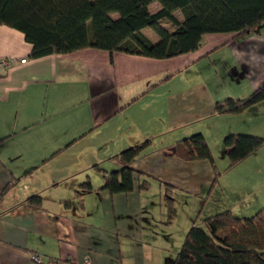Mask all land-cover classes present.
Masks as SVG:
<instances>
[{"label":"crops","instance_id":"obj_1","mask_svg":"<svg viewBox=\"0 0 264 264\" xmlns=\"http://www.w3.org/2000/svg\"><path fill=\"white\" fill-rule=\"evenodd\" d=\"M30 52L21 32L0 26V59L26 60L0 75V195L18 180L0 197V264H35L34 254L41 264H172L174 257L158 250L172 240L164 226V186L173 188L172 216L181 219L223 193V178L212 187L208 161H183L175 147L201 134L219 169L217 156L226 163V136L263 138L264 103L247 109L235 126L213 109L264 85V27L242 37L205 35L196 51L164 60L96 49L31 59ZM179 77L190 79L171 84ZM91 140L86 149L101 150L103 158H67ZM144 141L147 148L131 165V192L110 194L98 178L92 192L75 197L83 178H72L86 166L106 159L107 167L114 165L115 155ZM217 143L219 155L212 149ZM141 180L147 191L139 190ZM34 195L40 207L24 203Z\"/></svg>","mask_w":264,"mask_h":264},{"label":"trees","instance_id":"obj_2","mask_svg":"<svg viewBox=\"0 0 264 264\" xmlns=\"http://www.w3.org/2000/svg\"><path fill=\"white\" fill-rule=\"evenodd\" d=\"M152 3L160 5L149 12ZM181 12L179 22L174 13ZM173 26L168 32L161 21ZM0 26L15 29L31 45L29 58L70 54L84 49L122 52L164 60L196 51L202 37L234 34L242 37L259 33L264 27V0H0ZM150 29L158 38L150 42L141 32ZM264 103V85L243 99H225L214 104L215 115L239 114ZM149 141L131 146L112 158L118 169L103 177L101 190L110 194L133 190L131 165ZM264 139L249 135H229L223 139L228 169L257 152ZM176 155L183 161H208L217 172L209 148L201 134L177 143ZM7 185L0 195L15 187ZM148 189L141 180L139 190ZM92 192L89 181L78 185L75 197ZM173 188L164 186L163 198L168 219L172 212ZM24 203L40 207L34 195ZM172 264H264V208L251 217H238L229 210L206 217L201 227L192 226Z\"/></svg>","mask_w":264,"mask_h":264},{"label":"rangeland","instance_id":"obj_3","mask_svg":"<svg viewBox=\"0 0 264 264\" xmlns=\"http://www.w3.org/2000/svg\"><path fill=\"white\" fill-rule=\"evenodd\" d=\"M159 6L160 5L156 3L151 4L149 7V12L150 13L155 12L156 10H158ZM174 16L179 22L183 20L182 14L179 11H176L174 13ZM160 25L161 27L166 29L168 32H171L173 30V26L165 20L161 21ZM141 33L147 39H152L156 41L158 40L157 36L150 29H143ZM207 65L208 64H205L204 66L205 68H203L204 72L207 71ZM189 79L190 77H179L175 79L174 81H172L171 84L185 85L188 83ZM245 113L246 111L239 113V114H227L223 116L233 118V121H231L230 124L232 126H235L236 124H240L241 122L239 121L241 119H238V121L236 120L237 117H241ZM244 128L246 129L245 131H250V126L247 127L245 124H242L241 129H244ZM235 130L237 129L235 128ZM263 138H264V135H263ZM94 143L95 141L91 140L88 143L87 141L86 142L84 141L83 143L76 145L75 149L69 151L68 153L69 155H67L68 156L67 158L77 160L80 163H85L86 161H88L87 157L89 156H95L96 159L103 158L105 155L102 153L101 150L96 151V155H95V151L86 149L89 145L94 144ZM220 147H221V143H217L216 145H213L212 149L215 153H217V155H219ZM217 158H218V163H219V169L221 167V170H219L218 167L215 165V162L213 159L214 166L216 167L217 172L220 173V176L217 180V184L215 186H218L220 178H223V187H222L223 193L217 192L218 193L217 196L211 199L209 203L207 204L204 200L205 205L202 206L203 205V202H202L201 205H199L198 211L190 219H186V217H182L181 219L177 213H176V216H172V212L168 219L167 211H165L164 216L166 217V221H165L164 226L169 227V228H166L165 231H167L168 237L172 238V240H170L168 244L162 242L158 246V250L162 249L163 247L164 249L163 251L165 252L166 256H168L169 258H173V257L175 258L176 254L178 253V251L180 250L184 242L187 232L192 227L191 226L192 223H194L196 226L201 227L203 220L206 217H210L213 214L215 215V213H218L217 211L221 212L225 209H229V207L233 205H234V208H232L231 213L233 212L234 215H237L238 217H251L257 211L264 208V145L258 150L256 157L254 158L252 157L253 159H248L245 163H243L245 165L242 169L241 167L239 168L238 165L228 169V166H229L228 159L227 158L225 159L226 163H222L219 156H217ZM109 164L110 162L107 159L105 161L99 160L95 162L94 164H90L89 166H86L84 168L85 170L81 172L79 175L74 176L72 180L74 179L76 180L82 177L83 178L82 183H84L85 181H89V183L92 185L94 184L96 179L98 178L102 179L105 176L106 172L108 175L109 173L114 171L113 169L114 166L118 167L116 163L114 165L112 163L109 167H107ZM54 168L57 169V168H60V166H55ZM63 173H68V170L64 171ZM256 175H257V180H256ZM225 189H227V191H225ZM261 195H262V198H261ZM162 202L165 205L164 198H162ZM252 207H258V209L252 212L251 211ZM241 208H243L242 211L244 212H241L240 210ZM163 214H164V211H163ZM188 222L190 223V226H187Z\"/></svg>","mask_w":264,"mask_h":264},{"label":"built area","instance_id":"obj_4","mask_svg":"<svg viewBox=\"0 0 264 264\" xmlns=\"http://www.w3.org/2000/svg\"><path fill=\"white\" fill-rule=\"evenodd\" d=\"M25 59H16L13 57H7V58H2L0 59V75L2 73L7 72L9 69H11L15 64L20 63V64H24L25 63ZM31 261L35 264H41V260L40 257L38 255H31ZM48 264H55V261H48Z\"/></svg>","mask_w":264,"mask_h":264}]
</instances>
